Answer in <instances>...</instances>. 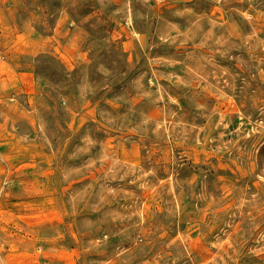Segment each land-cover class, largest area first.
Returning a JSON list of instances; mask_svg holds the SVG:
<instances>
[{
	"label": "rangeland",
	"instance_id": "obj_1",
	"mask_svg": "<svg viewBox=\"0 0 264 264\" xmlns=\"http://www.w3.org/2000/svg\"><path fill=\"white\" fill-rule=\"evenodd\" d=\"M0 264H264V0H0Z\"/></svg>",
	"mask_w": 264,
	"mask_h": 264
}]
</instances>
